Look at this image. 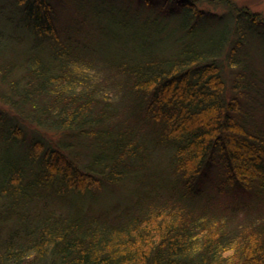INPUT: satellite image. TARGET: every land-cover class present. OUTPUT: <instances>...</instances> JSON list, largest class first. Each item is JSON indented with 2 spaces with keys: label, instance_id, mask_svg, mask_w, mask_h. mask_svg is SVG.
<instances>
[{
  "label": "trees",
  "instance_id": "16d2710c",
  "mask_svg": "<svg viewBox=\"0 0 264 264\" xmlns=\"http://www.w3.org/2000/svg\"><path fill=\"white\" fill-rule=\"evenodd\" d=\"M205 1L0 0V264H264V15Z\"/></svg>",
  "mask_w": 264,
  "mask_h": 264
},
{
  "label": "rangeland",
  "instance_id": "374dc122",
  "mask_svg": "<svg viewBox=\"0 0 264 264\" xmlns=\"http://www.w3.org/2000/svg\"><path fill=\"white\" fill-rule=\"evenodd\" d=\"M239 4H247L249 5L254 11L260 12L261 14L264 15V0H236ZM205 2H208L205 1ZM204 6H208L210 8H212L213 6L211 4L205 3L203 4ZM207 175H211L208 174ZM233 192L236 193V196H238L240 199H245V195L243 194V192L238 188V189H234Z\"/></svg>",
  "mask_w": 264,
  "mask_h": 264
}]
</instances>
